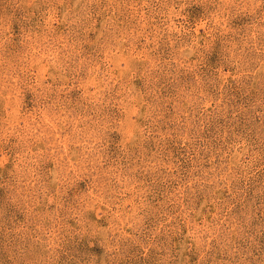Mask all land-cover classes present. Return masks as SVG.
Listing matches in <instances>:
<instances>
[{
	"label": "rangeland",
	"instance_id": "374dc122",
	"mask_svg": "<svg viewBox=\"0 0 264 264\" xmlns=\"http://www.w3.org/2000/svg\"><path fill=\"white\" fill-rule=\"evenodd\" d=\"M0 264H264V0H0Z\"/></svg>",
	"mask_w": 264,
	"mask_h": 264
}]
</instances>
